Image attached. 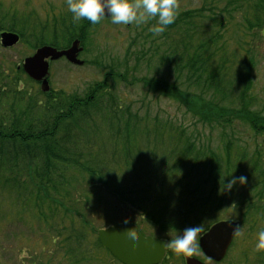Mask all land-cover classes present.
Segmentation results:
<instances>
[{
	"label": "trees",
	"instance_id": "16d2710c",
	"mask_svg": "<svg viewBox=\"0 0 264 264\" xmlns=\"http://www.w3.org/2000/svg\"><path fill=\"white\" fill-rule=\"evenodd\" d=\"M216 1L221 0H212ZM250 11L249 30L263 28L264 0L252 3ZM203 12L195 9L178 14L176 10L174 22L164 31L144 36L141 47L145 50L135 59L134 69L141 63L148 68L158 63L170 70L173 81L133 78L129 85L145 84L149 91L170 97L195 123L210 128L221 123L227 128L237 120L264 134V115L253 110L249 97L252 69L248 68L247 76L240 73L244 86L236 104L235 83L222 64L212 65L218 38L201 26ZM16 17H11V22ZM7 19L0 4V32H19L13 22L5 23ZM23 22L24 33L27 26ZM72 24L76 27L72 19L65 25L57 24L56 19L41 23L34 49L70 46ZM149 39L152 42L146 49L143 45ZM160 39L165 46L161 53L153 42ZM1 54L0 203L32 213L49 226L55 233L52 242L61 264H108L107 258L117 261L101 245L89 217L74 207L85 203L77 193L79 185L106 192L118 204L116 211L123 220L140 229L150 225L158 239L175 238L179 230L195 224L201 226L200 236L216 222L231 197L224 183L232 179V173L238 178L246 171L245 157L234 162L231 140L227 139L226 158L222 159L209 147L204 150L196 136L186 133L187 128L134 111L132 104L125 105L115 94L116 83L126 84L127 79L126 74L113 69L84 96L53 89L42 93L19 65L9 63ZM217 95L227 101L226 106L210 103Z\"/></svg>",
	"mask_w": 264,
	"mask_h": 264
},
{
	"label": "rangeland",
	"instance_id": "374dc122",
	"mask_svg": "<svg viewBox=\"0 0 264 264\" xmlns=\"http://www.w3.org/2000/svg\"><path fill=\"white\" fill-rule=\"evenodd\" d=\"M255 1L238 0L237 3L234 1L232 3V0L216 2L176 0L178 14L188 10L204 9L200 24L206 27L209 35H217L218 38L215 44V63L212 65L215 67V65L222 64L223 71L235 83L233 88L235 94L232 96L236 104L237 94L244 86L240 73L247 76L248 68L252 69L250 73L252 86L249 97L252 99L253 110L264 115V28L249 30L247 22V19L251 18L250 6ZM0 2L4 5L3 11L6 9L11 12V17L16 14L18 19L12 22L23 35L22 42L12 49L5 50L0 43L1 57L9 63L21 65L27 57L34 54V47L38 45L36 40L40 32L32 36L34 31H39L41 23L47 21L53 23L57 9L62 8L64 2L62 0H0ZM24 17L29 19L23 20L27 23V30L23 33L24 25L20 20ZM6 21L7 24L11 23L10 18ZM155 22L154 18L141 25L134 23L116 25L110 20L106 21L103 27L101 26L90 35L93 42L88 41L87 53L84 55L86 57L83 58L89 63L87 62L82 67L69 65L63 60L52 63L49 76L50 86L56 91L63 90L66 93L84 96L90 90L91 85L103 81L109 69H113L116 73L126 74L128 84L117 82L115 94L123 98L125 105L132 104L134 111L151 117L167 119L173 121L176 126L187 128L186 133L196 136L204 150L209 147V150L221 155L222 159L226 158L227 139L231 140L234 162L243 157L245 161L247 160L244 162L246 171L241 175L245 177V182L240 184L237 180L231 187L230 200L224 204L216 221L241 222L239 237L234 240V245L236 243L234 250L237 252L249 244L248 236H251L254 231L250 225L256 227L257 233L264 226V196L259 199V194L264 193L262 188L264 184V134H257L247 123L237 120H234L232 126H227V128L221 123L214 124L212 128L205 123H195V118L170 97L149 91L145 84L134 82V85H129L133 78L155 77L166 81L174 79L170 70L158 63H155L153 68H148L141 63L137 70L134 69L137 63L135 59H139L140 52L145 50L141 47L145 41L144 36L153 33L149 31V26ZM154 38L156 39V35ZM150 42L152 39H149L143 46L147 49ZM153 42L160 48V53L165 49V46L162 47L161 39ZM151 53H148V57ZM130 54L133 56H129ZM37 87L39 89V86ZM213 101H217L220 105H227V101L221 95L214 96L210 103L214 104ZM194 123L197 124L196 127H193ZM253 164L257 165L256 169L253 168ZM236 176L232 173L231 178H237ZM78 192L86 205L79 202L74 207L89 217L91 225L96 230L99 231L123 220V215L116 211L119 208L118 204L106 192L99 189L90 190L87 185L84 187L79 185ZM99 199L104 203H100ZM105 209L108 210V214ZM48 227L32 213H23L18 208H12L9 203H0V264H61L58 261L60 256L56 253V247L52 242L55 233ZM141 229L146 236L154 237L156 234L155 229L150 225L142 226ZM199 237L197 236V242ZM199 251L197 245L196 251L191 255L197 256ZM255 251L258 250L255 249ZM107 260L108 264H120L117 261L112 262L109 258ZM164 264H185L182 253H173Z\"/></svg>",
	"mask_w": 264,
	"mask_h": 264
},
{
	"label": "water",
	"instance_id": "95a60500",
	"mask_svg": "<svg viewBox=\"0 0 264 264\" xmlns=\"http://www.w3.org/2000/svg\"><path fill=\"white\" fill-rule=\"evenodd\" d=\"M105 18H109L107 15ZM19 36L14 33L1 34V44L4 48H11L19 42ZM83 50L77 40L67 50L58 51L51 46L41 47L36 53L27 58L23 63V69L33 81L40 83L41 91H50L48 81L49 61H57L63 57L73 65L82 66L78 59ZM237 223L232 221L220 222L210 228L199 239L202 252L214 261H221L236 235L232 229ZM128 230L133 235L129 236ZM98 237L101 245L122 264H160L165 257V240L146 238L139 228L131 223L123 221L107 229L100 230ZM186 264H202L194 258H186Z\"/></svg>",
	"mask_w": 264,
	"mask_h": 264
},
{
	"label": "clouds",
	"instance_id": "9594fccd",
	"mask_svg": "<svg viewBox=\"0 0 264 264\" xmlns=\"http://www.w3.org/2000/svg\"><path fill=\"white\" fill-rule=\"evenodd\" d=\"M66 7L72 14L73 21L84 19L91 24L100 22L105 15L116 25H141L154 18L156 22L149 26V31L159 34L164 31L165 26L174 22L178 4L176 0H66ZM237 180L243 184L245 177L230 179L224 183V190L231 189ZM200 230V224L186 226L179 230L175 238L168 239L164 247L176 254L191 255L196 251L197 234ZM232 231L239 234L241 226L236 225ZM128 233L129 236L133 235L130 230ZM255 249L264 250V228L256 235Z\"/></svg>",
	"mask_w": 264,
	"mask_h": 264
},
{
	"label": "flooded vegetation",
	"instance_id": "af4514ba",
	"mask_svg": "<svg viewBox=\"0 0 264 264\" xmlns=\"http://www.w3.org/2000/svg\"><path fill=\"white\" fill-rule=\"evenodd\" d=\"M62 1L64 2L62 4L63 6H62V8L57 9V14H55V17L53 19H56L57 21H59L58 24L65 25V24H69V20L72 19V14L67 10L66 0H62ZM3 6L4 5H2V7ZM52 9L56 12V10L53 7H52ZM4 12H5L7 18L11 19V12H8L6 9L4 10ZM23 19L26 20L25 17ZM107 20H108L107 18L103 17V19L100 22H98L96 24H91L89 21L81 19L79 21H75L76 22V27L73 24L71 25L70 29H72V32H74L73 33L74 36H73V38L71 40V43H73L76 40H78L80 42V47H82L83 50L79 53L78 57H79L80 60L84 61V65L87 62L89 63L88 60H83V58L86 57L84 55H86V53H87L88 41H91V43L93 42V40L91 39V36H90L91 33L93 31H96V30L100 29L101 26L103 27L104 26L103 24H105V22ZM22 21H21V24H22ZM5 23H7V21H5ZM8 25H9V23H8ZM25 25L27 26L26 22H25ZM34 32H39V31L35 30ZM2 33H15V34L19 35L20 42H22L23 36L19 32H15V31H11V30L7 29V30H4V31H1L0 35ZM85 36H86V39H85ZM84 39L87 40V43H86L87 45L84 43ZM63 49H68V47L63 48ZM60 60H63L64 62L67 63L65 58H62ZM59 61H56V62H59ZM52 63H54V62L50 63V67H51ZM262 186H263L262 188H263V191H264V184ZM261 195L264 196V193H262ZM263 199H264V197H263ZM249 209L252 210L251 208H249ZM227 221H231V220H218L216 223H218V222H227ZM232 222H235V223H237V225L241 226V222H237V221H232ZM250 228L252 230H254V231L251 234V236H248V238H249L248 243L249 244H247L245 248H241V249H239L236 252L234 250V247L236 245V243L234 245V240H236L239 237L238 236L239 234H236L234 236V238H233V240H232L227 252H226L225 257L221 261H214V260L208 258L207 256H205V254L200 249L199 240H198L197 245H198V248L200 250L199 251L200 252L199 255H197V256L196 255L187 256V255H183L182 254V258H183L184 263L186 261V258H194V259L198 260L199 262H201L202 264H264V251L263 252L255 251V242H256V235H257L256 234L257 233L256 227L254 225H250ZM262 228H264V226L261 227L260 229H262ZM170 251L171 250L167 248L166 260L170 259Z\"/></svg>",
	"mask_w": 264,
	"mask_h": 264
}]
</instances>
